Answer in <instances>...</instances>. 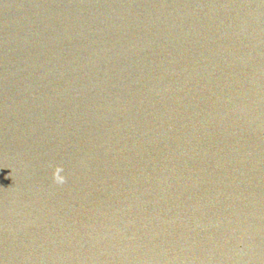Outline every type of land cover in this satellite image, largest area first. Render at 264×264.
I'll use <instances>...</instances> for the list:
<instances>
[{
    "label": "water",
    "instance_id": "1",
    "mask_svg": "<svg viewBox=\"0 0 264 264\" xmlns=\"http://www.w3.org/2000/svg\"><path fill=\"white\" fill-rule=\"evenodd\" d=\"M0 264H264V0H0Z\"/></svg>",
    "mask_w": 264,
    "mask_h": 264
},
{
    "label": "clouds",
    "instance_id": "2",
    "mask_svg": "<svg viewBox=\"0 0 264 264\" xmlns=\"http://www.w3.org/2000/svg\"><path fill=\"white\" fill-rule=\"evenodd\" d=\"M58 182H62V177H57Z\"/></svg>",
    "mask_w": 264,
    "mask_h": 264
}]
</instances>
